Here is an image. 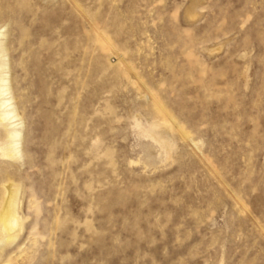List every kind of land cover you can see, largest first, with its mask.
<instances>
[{
	"label": "rangeland",
	"instance_id": "374dc122",
	"mask_svg": "<svg viewBox=\"0 0 264 264\" xmlns=\"http://www.w3.org/2000/svg\"><path fill=\"white\" fill-rule=\"evenodd\" d=\"M2 61L0 264H264V0H0Z\"/></svg>",
	"mask_w": 264,
	"mask_h": 264
},
{
	"label": "bare ground",
	"instance_id": "6f19581e",
	"mask_svg": "<svg viewBox=\"0 0 264 264\" xmlns=\"http://www.w3.org/2000/svg\"><path fill=\"white\" fill-rule=\"evenodd\" d=\"M3 61L0 62V124L2 142H0V155L13 158L19 153V129L18 123L13 120L16 117L11 98L8 97V84L2 72ZM12 195L10 194L5 205L0 210V230L11 233L16 225Z\"/></svg>",
	"mask_w": 264,
	"mask_h": 264
}]
</instances>
